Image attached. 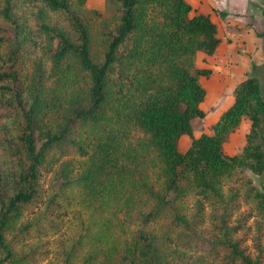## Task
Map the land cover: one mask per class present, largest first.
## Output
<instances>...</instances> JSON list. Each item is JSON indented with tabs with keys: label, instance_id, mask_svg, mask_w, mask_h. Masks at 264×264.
I'll use <instances>...</instances> for the list:
<instances>
[{
	"label": "trees",
	"instance_id": "1",
	"mask_svg": "<svg viewBox=\"0 0 264 264\" xmlns=\"http://www.w3.org/2000/svg\"><path fill=\"white\" fill-rule=\"evenodd\" d=\"M12 1L0 9L12 26L9 37L0 35V264H30L14 249L26 231L17 224L37 194L40 168L57 162L65 189L104 219L84 233L83 264H217L194 257L203 242L218 264H264V189L245 173L264 172L258 78L240 79L208 132L193 135L192 120L205 115L200 77L212 74L196 56L214 54L222 41L210 14L186 0H109L117 6L111 17L84 8L86 0H40L60 21L41 19L33 36ZM24 46L45 59L32 73ZM244 119L245 144L227 154L224 143ZM184 135L190 143L181 152ZM69 156L78 158L74 166ZM206 208L216 232L203 239ZM251 218L252 250L244 245Z\"/></svg>",
	"mask_w": 264,
	"mask_h": 264
},
{
	"label": "rangeland",
	"instance_id": "2",
	"mask_svg": "<svg viewBox=\"0 0 264 264\" xmlns=\"http://www.w3.org/2000/svg\"><path fill=\"white\" fill-rule=\"evenodd\" d=\"M243 1L245 4V0ZM12 3V14L19 18L25 27L32 30L33 36L35 24L42 22L41 19L48 23L60 21L57 13L43 10L40 0H13ZM4 5L5 0H0V9ZM247 5V10L238 12L228 13L217 10L214 11L215 13H210L211 19L217 24L218 36L222 41L214 54L206 55L199 52L196 56L197 66L210 68L212 74L208 78L200 77V82L206 89L205 97L200 104L205 115L203 118L192 120L194 136L208 132V126L232 103L233 88L246 74L258 78L264 95V37L257 36V33L264 31V0H248ZM83 7L98 9L105 17L113 16L117 10V6L109 0H86ZM38 10L42 11L41 16H38ZM11 33V23L0 15V35L9 37ZM32 48L33 46H24L21 49L24 60H27L26 68L31 73L34 71V61H39L41 58L40 52L34 55ZM248 130L249 121L244 119L239 128L227 138L224 151L227 154L239 152L245 144ZM189 143L190 138L186 135L182 136L179 150L185 151ZM3 151L0 145V163H2ZM71 157L67 159H71L74 166L78 158ZM61 169L60 162L47 163L41 167L37 194L34 200L22 208L17 227L26 231L20 232L15 238L18 242L14 245V249L20 254L28 255L31 258L30 264H83V258L87 256L90 248L88 240L84 239V233L93 227L97 219H100L97 214L98 209L93 210V207L86 206L77 191L65 189ZM245 173L251 177L254 185L264 189V172L254 174L246 169ZM188 200L186 211L190 215L194 212L195 206L191 198ZM245 209L246 206L243 205L233 215L230 224L235 223L239 216L242 217ZM209 213V208H206L200 215V220L204 222L203 227L200 228L203 239L216 232L213 228L216 222ZM105 215L107 216V213ZM102 220L104 219H100ZM259 221L262 223L260 231L264 243V223L260 219ZM257 226L255 218L246 220L244 229H247L248 234L244 245L250 250H252V237L257 235ZM242 232L239 230L237 236L242 235ZM213 251L210 244L203 242L197 245V254L188 251V255L201 256L206 259L205 261L215 259L214 262L218 264V256L214 255Z\"/></svg>",
	"mask_w": 264,
	"mask_h": 264
},
{
	"label": "crops",
	"instance_id": "3",
	"mask_svg": "<svg viewBox=\"0 0 264 264\" xmlns=\"http://www.w3.org/2000/svg\"><path fill=\"white\" fill-rule=\"evenodd\" d=\"M193 7L200 9L201 11L210 14L217 10L229 12H238L239 10H247L248 0H186ZM215 13V12H214Z\"/></svg>",
	"mask_w": 264,
	"mask_h": 264
}]
</instances>
